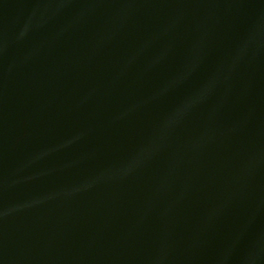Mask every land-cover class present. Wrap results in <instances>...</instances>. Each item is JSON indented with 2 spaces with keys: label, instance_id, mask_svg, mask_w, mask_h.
Returning a JSON list of instances; mask_svg holds the SVG:
<instances>
[{
  "label": "water",
  "instance_id": "95a60500",
  "mask_svg": "<svg viewBox=\"0 0 264 264\" xmlns=\"http://www.w3.org/2000/svg\"><path fill=\"white\" fill-rule=\"evenodd\" d=\"M0 264H264V0H0Z\"/></svg>",
  "mask_w": 264,
  "mask_h": 264
}]
</instances>
